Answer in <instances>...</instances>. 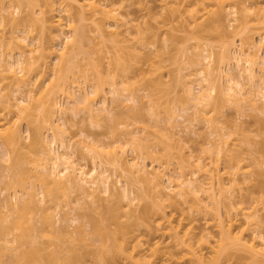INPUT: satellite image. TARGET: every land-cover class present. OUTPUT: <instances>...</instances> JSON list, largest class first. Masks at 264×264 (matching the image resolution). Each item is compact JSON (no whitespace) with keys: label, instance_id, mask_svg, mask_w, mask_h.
<instances>
[{"label":"bare ground","instance_id":"obj_1","mask_svg":"<svg viewBox=\"0 0 264 264\" xmlns=\"http://www.w3.org/2000/svg\"><path fill=\"white\" fill-rule=\"evenodd\" d=\"M182 2L171 12L195 34L196 49L188 60L196 67L190 74L201 84L199 94L188 80L182 81L195 117L215 127L211 113L230 104L240 107L243 102L252 112L263 113L264 34L257 45L253 34L247 33L264 28V0ZM46 5L37 16L33 0H0V143L5 148L7 173L0 178V264H85L87 257L90 264H115L117 259L126 264H220L222 260L264 264V213L258 206L234 200L235 192L241 193L242 167L227 137L218 139L223 143L219 141L220 146L216 140L208 142L215 143L208 152L210 159L214 154L216 158L205 162L189 154L194 161L182 163L174 174L169 168L170 152L163 147L156 151L148 143L150 131L145 126L142 129L148 131L128 129L126 140L110 143L88 136L74 141L68 136L67 119L57 113L68 112L75 118L84 112L92 125H99L101 116L113 115L110 105L114 103L109 105L104 92L117 90L116 71L122 55L112 56L105 67L107 42L138 56L149 28L126 19L111 0H46ZM167 7L168 3L162 5L163 10ZM83 22L91 26L89 35L96 41L80 30ZM20 24H25L22 36L17 33ZM37 26L49 31L52 46H44L32 35ZM211 33L219 38L218 50ZM133 34L136 41H132ZM158 34L155 31L153 37L158 39ZM243 36L237 46V38ZM85 38L97 48L90 43L91 51H85ZM57 42L59 50L54 47ZM48 68L53 69L50 75ZM92 78H97L94 84ZM81 83L90 89L81 88ZM75 87H79L78 98ZM59 95H65L68 106ZM127 100L134 108L138 98L129 94ZM148 101L151 113L157 115L154 100ZM20 117L27 118V130L21 128ZM161 131L157 135L164 136L158 137L174 141V133ZM77 147L90 156L91 167L75 156ZM16 156L23 163L16 162ZM223 157L231 161V187L220 168ZM148 159L158 164L150 165ZM4 191L8 192L2 196ZM73 194L83 204L73 206V214L65 211L62 215V204L74 202ZM192 213L205 216V225L198 231ZM60 221L64 222L61 228ZM72 223H77L78 236L71 235ZM140 227L153 236L151 240L139 236ZM61 232L70 236L66 247L56 238L55 233Z\"/></svg>","mask_w":264,"mask_h":264},{"label":"rangeland","instance_id":"obj_2","mask_svg":"<svg viewBox=\"0 0 264 264\" xmlns=\"http://www.w3.org/2000/svg\"><path fill=\"white\" fill-rule=\"evenodd\" d=\"M111 1L115 5L114 7H117L126 19H133L136 21H134L135 24H138L143 28H149L144 32L145 42L143 45L140 44V46H142V49L139 51L138 56H133L132 54L128 55L124 50L127 54L126 55L123 53L124 51L122 52L117 45H114L112 43V41L107 42L108 52H105L106 57L104 58V61L102 60V63H104L105 67L107 66V64H109V60L112 56L122 55V57L120 58L121 66L116 71V73L119 74L118 76L121 81V83L119 81V84L116 86L117 90L115 91H117V93L115 94V91H110V89L107 88L109 85L105 86L107 90L104 92V95H106L107 99L109 98V105L111 103H114L112 104V106L110 105V108L112 107L111 113H113V115H108L110 116V118L107 117V115H105V117L101 116V119H99L100 124L92 125L89 121L88 115L84 112H80V114H78V116H76L75 118L71 116V113H69L68 115V112H65L66 114L57 113V115L61 116L64 120L67 119L64 128L67 129L68 136H71V138H73L72 140L74 141L88 136L98 142L110 143L111 141H119V139H121V141L126 140V136L128 135H126L125 133L126 131H128V129L132 130L135 127H138L137 130H139V127H141L140 129H142V127L145 126L144 128L147 127L150 131V141L148 143H150L152 147L154 146L155 148H153L157 149L156 151H160L163 148H166L168 152H170L168 158L171 161V165L169 166V168L172 169V172L174 171V174H177V172L180 171L182 163L185 165H190L192 160L194 161L195 157H203L205 162H209L216 155L214 154V157H211L210 159L208 149L210 148V146L212 147V145H215V143H213L212 145L209 143H211V141L213 140V142L217 141L218 145L221 143V140H219L220 143H218V139L221 136H223L224 138L227 137L229 140L228 142H230L231 144L230 148L234 149L233 153H236L239 156V164L242 167L239 176L242 178L243 182L241 181V183L238 185V189L241 193L238 194L235 192L234 197L236 195L237 196L234 200H238L239 202L243 201L242 205L244 206H258V208H262L261 212L264 213V109L262 110L263 113H259L256 111V113L259 114L258 115L255 112H252L253 109H251L250 106H244V102L242 105L245 108L243 109H241L242 105L240 107H237L238 105L231 106V104L230 106L226 105V107L221 106L222 108H220V110L211 113V116L215 119V125H213L215 127L209 125V122L204 121V119L202 120L199 117H195V109L189 106L182 91V81L184 79L188 80L192 85L195 94H199L201 90V84L197 81V79H195L196 77L193 76L194 74H190L195 71L196 67L192 64H189L188 60V54H190L192 49H196V43L192 38L195 34L191 31V26L186 27L180 22L177 13L174 14L171 12V9L178 8L183 3V0ZM33 2L35 4L37 16H40L41 11L47 9L46 0H33ZM165 3H168V7L163 10L162 5ZM150 11L152 12V14H150ZM23 15H26V13ZM237 17H239V14L235 15L236 19ZM246 17L248 19L251 18L249 14ZM168 21L170 22V24L168 26H165V23H167ZM238 23V20H235L233 22L234 26H236ZM79 27L80 30L84 31V34L86 36L90 34L89 31H91V26L88 23L83 22L79 25ZM24 28L25 24H20V26H18L17 33L22 36V34H24L22 32V29ZM6 31L8 32L7 29ZM155 31L159 32L158 39L153 37V33ZM252 32L253 31L251 30L247 34H253L254 41L257 44L258 42H260V34H264V28H260L258 31H256V33ZM8 33L10 34V32ZM32 35H35L38 38V41H40L46 47L52 46L54 43L51 41L50 33L47 29L37 26ZM91 35L88 36V39L91 38L92 40L93 35ZM132 37V41H136L135 34H133ZM30 38L31 37L29 36L28 41H30ZM243 38L244 36L237 38V46H241V40H243ZM210 39L215 44L218 50L220 46L219 38L215 33H211ZM2 40L3 38L0 39V43L2 42ZM84 41L85 42H83V49L85 51H91L89 47L91 44L93 45V43H91L90 41L91 44H88L87 38H85ZM58 43L59 42H57L54 47L55 49L59 50V47L61 46ZM244 47H248L247 42H245ZM95 48L97 47L94 46V49ZM94 49H92L93 53ZM58 50L56 51L58 52ZM262 51H264V49ZM53 54L56 55L55 53ZM53 54L51 57H54ZM52 59L49 60L50 63L52 62V66H54L55 62H53ZM231 65L232 67H230L231 69H233V65L235 64L233 63ZM52 70V68H48L47 72L49 75L51 74ZM234 70L235 68L233 69V71ZM48 74H46V76H49ZM96 79L97 78H92L91 83L94 84L96 82ZM82 83L80 87L83 85L85 88L86 84L84 85ZM247 83L248 82H246V84ZM248 85L249 84H247V86ZM87 88L90 89L89 87ZM76 89L78 91L79 87H77ZM129 94H135V96L138 98V101L135 103L134 108L129 107L132 104L127 100ZM76 95L78 98V95H80L79 91ZM63 96L65 97V95H59L58 98L65 106H68L66 105L68 104L67 100H65L67 98L64 99ZM261 97L262 96L260 94L259 96H257V99L261 101ZM149 98L153 99L155 102L157 115H153L151 113V108L148 101ZM116 100L117 103H115ZM260 101L258 102L262 104ZM25 119L27 118H23V120L22 118L20 119V125L23 130H27L28 128L27 121ZM20 121L18 122V124L20 123ZM7 125L6 127L10 126ZM156 129H158L159 131L162 130L161 132L167 133L166 135H169L168 133H174V141H169L166 137H158V135L161 134L159 133L157 135V132L159 131L156 132ZM180 138L183 139V142H181V144L179 141ZM221 144L223 145V143ZM2 145L3 144L0 143V178L7 174L5 171V148ZM229 145L227 146L229 147ZM216 146L215 148H217ZM224 146H226V144H224ZM167 150L163 151L166 152ZM189 154L194 155L195 157L193 156L192 159V156ZM187 155L188 157L191 156L190 160ZM75 156L79 157V159L83 163H85L87 167H91L92 162L90 160V156L84 155V153L78 147L75 149ZM225 158L227 159V156H225ZM225 158L223 157L222 159H220V168H222L224 171V180L227 187H231L232 182L229 181V178L232 177L233 171L230 169L232 165L231 161L229 163V161H227ZM15 161L18 163H23V158L21 156H16ZM147 162L150 165L152 163L151 159H148ZM152 164L157 165L158 163L157 161H155ZM185 171L187 173H190L191 170L189 167H186ZM7 192L8 191H4V194L2 193V196H5ZM72 198L75 199V201L72 203L69 202L68 206H64V204H62L60 208L61 211H59L62 215L65 214V211L73 214L72 207L75 205L78 206L83 204L82 200L76 199L75 194L71 196V199ZM142 205L143 204H141L140 207H142ZM223 211L225 213V209H223ZM191 217L195 218V226L197 231L200 228L204 227L206 219L203 213H192ZM60 222V224H58L61 228L64 222ZM76 224L77 223H72V226H69L72 231L71 235L73 236H78V231L75 228ZM89 228L90 226H87V229ZM137 233L146 241L148 239L151 240V238L153 237L147 233L145 227H140ZM47 234L51 235L50 233ZM55 234L56 238H61L58 242L60 244L62 242L63 246L66 247V239H70V236L64 235L62 232ZM45 240H47V237H45ZM5 259H8V255H6ZM235 262V260H230L229 262L222 260L220 264H235ZM90 263L91 258L87 257L85 260V264ZM2 264L7 263L6 261H4ZM115 264L126 263L122 259H117Z\"/></svg>","mask_w":264,"mask_h":264}]
</instances>
